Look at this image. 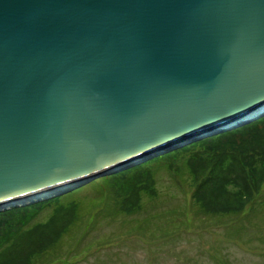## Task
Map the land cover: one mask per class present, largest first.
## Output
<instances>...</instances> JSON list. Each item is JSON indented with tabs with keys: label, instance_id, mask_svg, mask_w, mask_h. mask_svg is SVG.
<instances>
[{
	"label": "water",
	"instance_id": "water-1",
	"mask_svg": "<svg viewBox=\"0 0 264 264\" xmlns=\"http://www.w3.org/2000/svg\"><path fill=\"white\" fill-rule=\"evenodd\" d=\"M262 117L264 0H0V210Z\"/></svg>",
	"mask_w": 264,
	"mask_h": 264
},
{
	"label": "rangeland",
	"instance_id": "rangeland-1",
	"mask_svg": "<svg viewBox=\"0 0 264 264\" xmlns=\"http://www.w3.org/2000/svg\"><path fill=\"white\" fill-rule=\"evenodd\" d=\"M187 156L173 155V166L182 165ZM167 163L146 164L154 174L157 196L144 195L141 210L133 215L118 214L105 176L65 194L62 203L75 200L83 211L72 233L42 264H264V206L259 200L240 215L202 214L192 206V189L184 183L186 169L176 176ZM49 213L45 210L39 219L45 220Z\"/></svg>",
	"mask_w": 264,
	"mask_h": 264
},
{
	"label": "trees",
	"instance_id": "trees-1",
	"mask_svg": "<svg viewBox=\"0 0 264 264\" xmlns=\"http://www.w3.org/2000/svg\"><path fill=\"white\" fill-rule=\"evenodd\" d=\"M183 152L188 153L183 164L173 166L171 157ZM156 160H166L176 176L186 169L188 181L184 183L192 189V206L202 214L240 215L258 200L264 206V117L105 176L118 214L133 215L141 210L144 195L157 196L154 174L146 167ZM63 196L0 213V264H42L72 233L83 210L75 200L62 203ZM45 210L50 213L40 220Z\"/></svg>",
	"mask_w": 264,
	"mask_h": 264
},
{
	"label": "bare ground",
	"instance_id": "bare-ground-1",
	"mask_svg": "<svg viewBox=\"0 0 264 264\" xmlns=\"http://www.w3.org/2000/svg\"><path fill=\"white\" fill-rule=\"evenodd\" d=\"M69 185H71V184H68V185H66V186H69ZM65 188H67V187H65ZM64 187H63V189H65ZM62 190V188H58V190H55L54 192H59V191H61ZM54 192H51V191H46V192H42L41 194H37L34 198H32V199H29V200H26V202H31V201H35V200H38V199H43V198H45V197H50V196H52L53 195V193Z\"/></svg>",
	"mask_w": 264,
	"mask_h": 264
}]
</instances>
